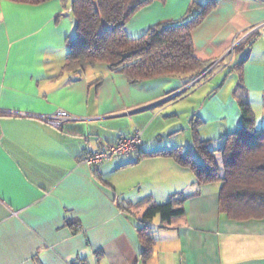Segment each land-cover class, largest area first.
I'll return each instance as SVG.
<instances>
[{"label":"crops","instance_id":"crops-1","mask_svg":"<svg viewBox=\"0 0 264 264\" xmlns=\"http://www.w3.org/2000/svg\"><path fill=\"white\" fill-rule=\"evenodd\" d=\"M206 1L153 0L127 32L136 37L191 17ZM75 34L72 0H0V264H264V219L228 218L220 182L198 185L191 168L143 155L191 151L190 116L179 122L176 106L213 71L219 77L242 61L228 71L242 90L234 94L264 128V0H216L191 32L196 55L215 69L189 83L180 77L130 83L103 63L65 71ZM235 95L217 109L237 114L223 135L242 125ZM60 110L72 119L60 127L46 121ZM136 129L143 131L140 153L97 168L83 161ZM152 202H174L185 214L147 221L153 240L144 256L139 226Z\"/></svg>","mask_w":264,"mask_h":264},{"label":"trees","instance_id":"trees-1","mask_svg":"<svg viewBox=\"0 0 264 264\" xmlns=\"http://www.w3.org/2000/svg\"><path fill=\"white\" fill-rule=\"evenodd\" d=\"M11 1L38 5L50 0ZM152 1L72 0L76 34L68 39L69 53L64 70L82 73L89 66L103 63L113 72L124 74L130 83L160 77H180L189 83L201 77L214 61L196 55L191 32L213 10L216 0L198 5L196 12L191 11V17L153 25L136 37L129 35L126 27L132 17ZM254 38L248 39L249 43H253ZM242 63L234 65L235 69ZM100 80L96 81L97 85ZM238 104L242 125L226 135L220 149L223 173L215 150L209 146L211 140L202 139L199 134L198 115L190 121L192 146L200 156L199 161L193 158L191 151L183 153L179 147L143 155L169 157L191 168L198 185L220 182V207L228 218L264 219V128L256 127L254 112L244 98L239 97ZM141 151L142 147L137 153ZM184 214V207L174 202L150 203L139 226V237L145 244L144 256L150 254L153 240L147 221L159 215L163 222H170L173 217Z\"/></svg>","mask_w":264,"mask_h":264},{"label":"rangeland","instance_id":"rangeland-1","mask_svg":"<svg viewBox=\"0 0 264 264\" xmlns=\"http://www.w3.org/2000/svg\"><path fill=\"white\" fill-rule=\"evenodd\" d=\"M252 40H255V38ZM215 65L216 64L209 68L205 73L213 70V68L215 69ZM233 67L231 68L232 70L235 68ZM231 69H227V72H224L219 77H215L216 73L214 74L213 71L210 75L207 76L205 80L198 82L196 87H194L189 92V96L186 99L182 100V102H179L176 106L177 111L179 112L178 114L180 116L177 118V120L184 123V125L188 121L189 116L190 120L194 117V112L198 114V118L201 120L200 124L198 123L199 134L202 139L203 137H206L208 135L212 136L209 139L211 140L209 146L211 149L215 150V157L220 165L221 173H223V167L220 149L224 145L226 135L234 131H229L225 133V135H223V132L227 128H233V124L235 122L237 114H235L231 107L228 116H226V112L220 113L217 109L220 107V104L231 102L232 99H234L233 95H235L234 92H236V88L238 89V93H242L241 88H238L236 84V74L234 72L229 74L230 72H228ZM219 72L220 70H218V73ZM202 76L203 75H201V77ZM235 97L238 102V97L236 95ZM209 108H211L210 111ZM202 116H204V119ZM189 126L190 127H188L185 131L190 133V136L192 138L193 129L191 127V121H189ZM230 130L236 131L237 129ZM183 139H185V134H181V137L178 138V141L184 142ZM192 145V156L195 160L199 161L200 156ZM184 152H186V149ZM160 218V216H157V219Z\"/></svg>","mask_w":264,"mask_h":264},{"label":"built area","instance_id":"built-area-1","mask_svg":"<svg viewBox=\"0 0 264 264\" xmlns=\"http://www.w3.org/2000/svg\"><path fill=\"white\" fill-rule=\"evenodd\" d=\"M46 121L51 125L60 127L63 122L72 119V116L67 112L60 110L57 113L45 117ZM143 131L136 129L129 135L121 136L116 143L109 145L106 148H98L91 150L84 157V162L90 167L97 168L100 164L111 160L117 156H129L136 153L143 143Z\"/></svg>","mask_w":264,"mask_h":264},{"label":"snow or ice","instance_id":"snow-or-ice-1","mask_svg":"<svg viewBox=\"0 0 264 264\" xmlns=\"http://www.w3.org/2000/svg\"><path fill=\"white\" fill-rule=\"evenodd\" d=\"M8 7H10L8 4L4 5V8L7 9Z\"/></svg>","mask_w":264,"mask_h":264}]
</instances>
